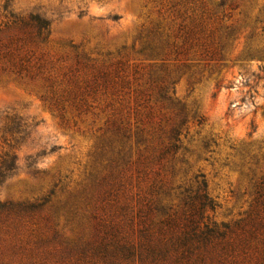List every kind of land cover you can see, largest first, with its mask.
I'll return each instance as SVG.
<instances>
[{
  "label": "rangeland",
  "instance_id": "rangeland-1",
  "mask_svg": "<svg viewBox=\"0 0 264 264\" xmlns=\"http://www.w3.org/2000/svg\"><path fill=\"white\" fill-rule=\"evenodd\" d=\"M206 1L216 6L221 0ZM225 1L224 13L210 22L218 39L231 33L220 58L191 54L162 60L143 48L151 29L167 28V0H0V22L30 14L50 21L44 50L58 67L73 63L76 45L97 59L125 58L123 72L131 81L113 99L99 95L89 99V110L78 114L68 107L61 115L41 96L39 85L0 79V151L11 149L17 160L0 185V203L40 201L55 189L42 213L56 211L66 195L55 186L58 177L73 189L103 169L108 118L123 121L133 149L143 134L159 152L172 139L176 112L184 105L188 120L177 153H167L139 180L131 170L132 212L149 202L157 221L164 216L162 207L180 208L186 187H196L204 173L217 203L210 215L223 222L247 217L264 179V0ZM162 64L172 75L176 106L155 86ZM13 120L21 128L11 147L3 134ZM56 217L59 228L72 233L61 211ZM4 243L0 238V247Z\"/></svg>",
  "mask_w": 264,
  "mask_h": 264
},
{
  "label": "trees",
  "instance_id": "trees-1",
  "mask_svg": "<svg viewBox=\"0 0 264 264\" xmlns=\"http://www.w3.org/2000/svg\"><path fill=\"white\" fill-rule=\"evenodd\" d=\"M166 4L171 20L167 28L157 25L150 30L144 50L162 60L170 55L177 59H188L191 54L210 59L223 55L231 33L218 39V28L210 22L224 13L225 0L216 6L206 0H167ZM50 35V21L38 14L0 22V79L39 85L41 96L61 115L68 107L78 114L85 112L90 98L107 95L113 99L130 84L123 72L125 58L97 59L76 45L73 63L58 67L44 50ZM160 70L153 79L155 86L163 100L176 106L179 103L170 94L172 75L165 64ZM176 114L172 139L159 152L143 134L133 149L123 121L108 118L100 154L106 160L103 169L73 189L63 176L58 177L55 186L60 185L66 195L56 211L42 213L55 189L40 201L1 202L0 238L5 243L0 247V264H264V179L252 211L241 220L223 222L210 215L217 203L208 193L204 173L196 187H186L180 208L162 207L164 216L157 221L149 202L132 212L127 190L133 179L131 170L135 168L139 180L147 176L152 164L169 152L176 154L182 145V127L188 120L185 106ZM19 128L13 120L4 130L11 147ZM16 165L11 149H2L0 185ZM58 211L65 215L72 233L59 228ZM6 235L12 238L5 239Z\"/></svg>",
  "mask_w": 264,
  "mask_h": 264
}]
</instances>
